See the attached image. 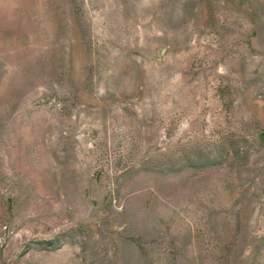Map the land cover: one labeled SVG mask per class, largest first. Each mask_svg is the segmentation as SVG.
Wrapping results in <instances>:
<instances>
[{
  "label": "rangeland",
  "instance_id": "374dc122",
  "mask_svg": "<svg viewBox=\"0 0 264 264\" xmlns=\"http://www.w3.org/2000/svg\"><path fill=\"white\" fill-rule=\"evenodd\" d=\"M0 264H264V0H0Z\"/></svg>",
  "mask_w": 264,
  "mask_h": 264
}]
</instances>
